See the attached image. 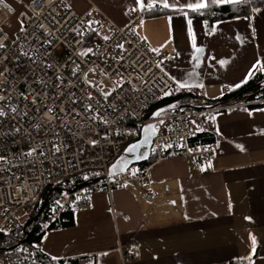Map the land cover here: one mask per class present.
<instances>
[{"label":"crops","instance_id":"obj_1","mask_svg":"<svg viewBox=\"0 0 264 264\" xmlns=\"http://www.w3.org/2000/svg\"><path fill=\"white\" fill-rule=\"evenodd\" d=\"M65 1L79 14L97 12L86 26V43L99 37L90 46L108 36V20L123 27L131 10L159 6L163 12L144 14L133 32L154 52L171 53L163 67L175 84L198 89L205 106L239 105L194 128L210 125L217 134L210 161L193 169L189 157L170 150L152 164L147 185L119 186L110 194L94 190L76 205L71 225L43 228L36 250L65 264H123L119 246L131 250L138 243L136 260L127 264H264V101L249 103L264 99V90L237 99L226 90H240L253 75L264 74V4L247 15L214 20L189 13L194 9L188 4L210 0H168V8L162 0H143V7L140 0ZM0 5L13 11L12 0ZM134 145L119 157L144 156L146 149Z\"/></svg>","mask_w":264,"mask_h":264},{"label":"built area","instance_id":"obj_2","mask_svg":"<svg viewBox=\"0 0 264 264\" xmlns=\"http://www.w3.org/2000/svg\"><path fill=\"white\" fill-rule=\"evenodd\" d=\"M145 12L131 10L123 27L108 20V36L88 47L86 26L96 11L79 14L65 0H32L18 14L22 29L9 35L13 17L0 5V110L5 113L0 116V232L14 224L20 209L29 213L48 188L92 170L100 175L74 180L43 220V228H62L64 214L86 203L96 189L110 194L119 186L147 185L152 164L170 150L189 157L193 169L211 160L216 143H190L193 121L239 102L184 107L155 118L158 105L183 89L163 67L171 53L154 52L133 32ZM154 121L153 161L111 176L124 145ZM132 247L119 246L123 264L136 260L139 244ZM4 264L42 260L21 249L7 254Z\"/></svg>","mask_w":264,"mask_h":264},{"label":"trees","instance_id":"obj_3","mask_svg":"<svg viewBox=\"0 0 264 264\" xmlns=\"http://www.w3.org/2000/svg\"><path fill=\"white\" fill-rule=\"evenodd\" d=\"M264 4V0H240L239 3H226L220 4L215 3L214 0H210L207 3V7L198 10H189V13L197 18L201 19H226L232 17H238L247 15L250 13L252 7ZM163 11L153 9L145 12V15H157ZM264 90V74L259 75L258 73L253 75L240 90H234L232 93L234 97L243 98L245 91H251L260 93ZM250 98L254 96H249ZM205 99L204 96L198 89L180 90L175 94L167 96L160 105H188L189 107L194 106V102ZM220 105V104H219ZM141 132H139L129 143L124 145L122 150L128 146V144L136 142L140 138ZM217 139V134L213 127L207 125L206 127L194 132L193 137L190 140L191 145L200 146L213 143ZM154 159V154H151L149 160L144 163H150ZM143 164V163H142ZM88 173V172H87ZM92 175V173H90ZM84 179V174L75 177L74 179H67L62 185L54 188H48L42 195V197L35 203L31 211L27 213L24 221H19L18 218L14 224L6 231L0 232V248H8L7 251H0L3 257L7 254L17 253L21 249L35 252L38 259L42 260V264H65L61 261H54L49 259L41 252H38L35 247V243L38 242L45 229L40 225L39 221L44 220L49 214L53 206L62 198L67 191L73 186V181H81ZM76 206L69 212L65 213L64 216L67 221L63 223V227L69 226L73 221V213ZM28 246V248H24Z\"/></svg>","mask_w":264,"mask_h":264},{"label":"water","instance_id":"obj_4","mask_svg":"<svg viewBox=\"0 0 264 264\" xmlns=\"http://www.w3.org/2000/svg\"><path fill=\"white\" fill-rule=\"evenodd\" d=\"M184 107H189L188 105H166V106H161L158 109L155 110L154 112V117L157 118L161 113L166 112V111H171V110H179ZM160 113L159 115H156V113ZM158 133L157 129V121H154L150 124H147L141 131L140 138L135 142L134 147L136 150L146 148V153L144 156H140L138 154H134L133 152L132 156H128L126 158H123V156L119 157L114 164L111 166L110 169V175L115 176L118 173L122 172L125 169H128L132 165L136 164H142L144 162H147L152 154V145H153V140L155 136ZM135 150V151H136ZM8 248H0V251H7Z\"/></svg>","mask_w":264,"mask_h":264},{"label":"rangeland","instance_id":"obj_5","mask_svg":"<svg viewBox=\"0 0 264 264\" xmlns=\"http://www.w3.org/2000/svg\"><path fill=\"white\" fill-rule=\"evenodd\" d=\"M23 5H24L23 1L17 0L15 2V1L12 0L13 11L10 13V15H12L14 23L11 24V26L13 28L6 30L9 35H13L15 32L20 31L22 29V22L18 19V14L22 11ZM98 38L99 37L97 35L96 36L92 35L87 40V46L90 47V44H94L97 41ZM194 103H195L194 106H197V107H205V105H206L205 99L196 101ZM201 121H202V118L195 119L193 121V127L196 128L201 123ZM161 128H162V126H161ZM145 149L146 148H144V150ZM90 173L99 174L100 175V171L99 170H92V171H90L88 173H85L84 174V178H86V177L89 178L90 175H91ZM57 201H59V200H57ZM26 215H27L26 211L23 210V209H20L18 211V213H17V218H18L19 221H24L25 218H26ZM39 223L43 227V221L40 220ZM23 247L24 248H28V246H24V245H23ZM0 264H4V258H3L1 253H0Z\"/></svg>","mask_w":264,"mask_h":264},{"label":"snow or ice","instance_id":"obj_6","mask_svg":"<svg viewBox=\"0 0 264 264\" xmlns=\"http://www.w3.org/2000/svg\"><path fill=\"white\" fill-rule=\"evenodd\" d=\"M162 2H163V7L164 8L170 7V4L168 3V0H162ZM175 2H176V0H173V4H175ZM214 2L215 3H239L240 0H214ZM140 4H141V7L144 6L143 0H140ZM153 7H154L153 3H149L148 4V8L149 9H151ZM188 7L192 8L194 10H198V9L207 7V4L206 3L188 4ZM189 23H191V21H189ZM0 47H3V45L0 44ZM88 51H91V50L89 49ZM262 67H264V66H262ZM179 87L180 88H184V87H187V85L180 84ZM169 94H171V92L165 93V95H169ZM108 95H109V93H105V98H107ZM13 111H15V109H13ZM159 114H160L159 112L156 113V115H159ZM3 115H5V113L2 110H0V116H3ZM17 131H19V129H17ZM32 151H35V149H33ZM29 154H31V153H29ZM0 159H3V157H0ZM53 259H55V258H53Z\"/></svg>","mask_w":264,"mask_h":264}]
</instances>
